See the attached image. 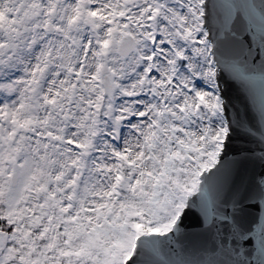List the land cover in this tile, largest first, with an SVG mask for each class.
<instances>
[{
  "label": "snow or ice",
  "instance_id": "obj_1",
  "mask_svg": "<svg viewBox=\"0 0 264 264\" xmlns=\"http://www.w3.org/2000/svg\"><path fill=\"white\" fill-rule=\"evenodd\" d=\"M0 264H264V0H0Z\"/></svg>",
  "mask_w": 264,
  "mask_h": 264
}]
</instances>
